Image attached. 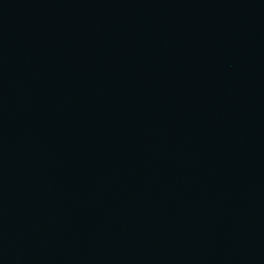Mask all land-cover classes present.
I'll list each match as a JSON object with an SVG mask.
<instances>
[{"label": "water", "instance_id": "95a60500", "mask_svg": "<svg viewBox=\"0 0 264 264\" xmlns=\"http://www.w3.org/2000/svg\"><path fill=\"white\" fill-rule=\"evenodd\" d=\"M0 264H264V0H0Z\"/></svg>", "mask_w": 264, "mask_h": 264}]
</instances>
